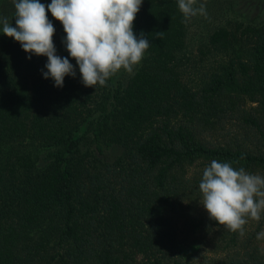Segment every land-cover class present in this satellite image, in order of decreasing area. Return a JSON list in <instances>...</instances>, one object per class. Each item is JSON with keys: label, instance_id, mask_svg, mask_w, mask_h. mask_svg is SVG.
<instances>
[{"label": "trees", "instance_id": "trees-1", "mask_svg": "<svg viewBox=\"0 0 264 264\" xmlns=\"http://www.w3.org/2000/svg\"><path fill=\"white\" fill-rule=\"evenodd\" d=\"M3 12L15 26L14 4ZM47 15L76 71L63 87L46 56L0 32V264H264V212L241 236L199 190L212 160L264 176V21L214 29L206 49L221 61L190 82L178 0H143L140 64L87 87Z\"/></svg>", "mask_w": 264, "mask_h": 264}, {"label": "clouds", "instance_id": "clouds-1", "mask_svg": "<svg viewBox=\"0 0 264 264\" xmlns=\"http://www.w3.org/2000/svg\"><path fill=\"white\" fill-rule=\"evenodd\" d=\"M143 0H51L47 6L40 0H13L15 26L7 17H0V32L19 42L26 53L46 56L47 72L55 86L63 87L65 77L76 76L67 57L56 54L53 42L55 27L47 13L61 22L64 43L76 60L87 87L106 81L122 69L131 73L150 46L142 33L134 34L133 23ZM196 0H178L185 19L205 14V5L195 7ZM233 163L212 160L199 182L201 204L210 219L232 232L244 235L248 219L259 221L264 212V176L234 168ZM264 238V231L257 239Z\"/></svg>", "mask_w": 264, "mask_h": 264}, {"label": "rangeland", "instance_id": "rangeland-1", "mask_svg": "<svg viewBox=\"0 0 264 264\" xmlns=\"http://www.w3.org/2000/svg\"><path fill=\"white\" fill-rule=\"evenodd\" d=\"M40 2L47 6L51 0H40ZM12 3L13 0L0 1V17L4 15V8H9ZM201 4L205 5V14H197L187 20L186 47L181 52L184 79L190 82H196L204 70L211 71L221 61L219 53L208 52L206 49L208 35L214 29L224 25L234 27L239 22L260 23L264 21V0H196L194 6L198 8ZM140 62L134 66L131 73L122 69L114 76L120 82L125 81ZM234 120L235 118L227 121L226 127L229 129L232 127L235 130V126L231 122ZM260 127L264 132V124H260ZM216 138L219 141L223 140L219 133L214 139ZM238 139L240 138L238 137ZM201 210L207 212L202 205Z\"/></svg>", "mask_w": 264, "mask_h": 264}]
</instances>
